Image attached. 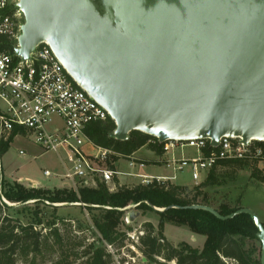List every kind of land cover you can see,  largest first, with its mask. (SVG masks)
<instances>
[{"label": "water", "instance_id": "obj_1", "mask_svg": "<svg viewBox=\"0 0 264 264\" xmlns=\"http://www.w3.org/2000/svg\"><path fill=\"white\" fill-rule=\"evenodd\" d=\"M17 7L25 23L16 55L27 60L47 42L107 110L112 139L138 131L161 143L264 141V0H19ZM189 208L222 221L251 216L264 264V225L253 210L222 216Z\"/></svg>", "mask_w": 264, "mask_h": 264}, {"label": "trees", "instance_id": "obj_2", "mask_svg": "<svg viewBox=\"0 0 264 264\" xmlns=\"http://www.w3.org/2000/svg\"><path fill=\"white\" fill-rule=\"evenodd\" d=\"M0 41L3 42L0 51L14 55L11 42L5 38H0ZM115 130L116 124L110 117L106 121L89 125L85 130V135L92 144L115 153L109 163L111 169H115L113 163L119 159L132 157L144 147H148L158 157L163 156V145L158 143L157 138L133 131L127 141H118L110 137ZM19 133L24 134L15 130L8 140H0V157L9 150ZM262 145L264 146V143ZM204 151L208 154L211 148ZM257 162L258 160L234 159L221 161L210 170L206 180L196 186V193L192 198L184 196L185 191L180 186L169 183L160 184L157 181L149 185L140 184L134 188L120 187L112 193L106 183L98 180L96 188L85 187L81 181V187L77 191L26 189L18 182L2 180L0 182V264H71L70 255H74L75 258L78 256L85 258V264H114L112 257L103 246V241L117 248L125 245L127 232L133 228L125 224V212L122 209L132 204H139L137 208L140 210H152V207L166 209L159 214L157 232L151 223H145L142 226L145 235L140 239L139 248L147 262H158L160 258L166 262H176V264H227V260L235 264H261L260 258L256 255L257 250L245 251L241 244V240L245 238L257 240L258 229L251 216L241 214L233 219L222 221L210 212L189 208L193 205L211 207L204 200L206 198L202 192L203 189L218 185L222 178L234 179L239 171ZM144 163L147 164V162ZM219 167L227 170L224 176L217 174ZM251 176L264 183V174L257 168L253 170ZM115 182L117 183V180ZM200 196L204 197V202L198 201ZM3 200L10 204L23 205L33 200L35 203L43 204L47 202L67 205L83 204L90 212H98L94 217V226L100 239L85 247L84 240L71 245L70 242H65V236L56 224H53L49 232L43 234V230L38 231L33 222L24 225L19 220H14L8 214L12 206L7 205ZM214 209L222 216H229L241 207L222 204ZM167 223L185 227L194 235L204 236L203 248L197 250L186 243L180 247L173 246L163 234ZM64 225L70 229L72 227L68 223ZM100 242L101 245H99ZM55 246L60 248L66 246L68 252L47 261V253L52 252Z\"/></svg>", "mask_w": 264, "mask_h": 264}, {"label": "built area", "instance_id": "obj_3", "mask_svg": "<svg viewBox=\"0 0 264 264\" xmlns=\"http://www.w3.org/2000/svg\"><path fill=\"white\" fill-rule=\"evenodd\" d=\"M24 23V14L17 4L0 0V38L9 40L14 47V55L0 51V140H8L18 130L33 136L34 143L42 151L62 155L66 161L63 179L69 182L70 189H75L76 180L81 182L87 178H100L107 185L116 187L115 179H120L121 175L141 179L142 185L155 181L160 184L171 183L175 182L176 173L187 166H191L193 180L200 181L203 174L210 172L221 161L264 162V141L250 140L249 144H245L240 137L224 136L217 147H213L209 139L158 141L163 145L162 157L165 158L166 166L173 171L170 177L127 174L104 167L115 153L92 144L85 130L93 123L106 121L110 117L109 113L70 77L47 42L39 43L27 60L16 55ZM87 147H91L95 153L88 154ZM186 148L196 149L199 155L186 158L181 153V158H178L176 153ZM210 148L211 151L205 154L204 150ZM127 159L131 167H145L142 162H136L133 156ZM44 175L51 177L48 171ZM138 206L136 204L122 209L127 211V226L132 227L136 222V219H131L137 215L132 213L131 207ZM144 235L143 227L133 228L127 232L123 247L117 248L105 241L103 246L114 264H137L138 258L145 264L146 259L139 248ZM128 249L136 255L129 254Z\"/></svg>", "mask_w": 264, "mask_h": 264}, {"label": "rangeland", "instance_id": "obj_4", "mask_svg": "<svg viewBox=\"0 0 264 264\" xmlns=\"http://www.w3.org/2000/svg\"><path fill=\"white\" fill-rule=\"evenodd\" d=\"M10 2L16 5L19 3V0H10ZM33 138L34 137L31 135L17 136L11 143L9 150L0 157V182H2V180L11 183L18 182L26 189L39 188L51 191L66 189L68 191H77L81 187L79 180H76L75 182V189H70L68 186L69 183H67L68 181L62 179L66 173L65 161L62 158V155L53 151H42L41 148L34 143ZM148 150L151 151L148 147L140 149L136 152L137 157L152 158V155ZM88 151L89 154L95 153L90 149ZM20 152L23 154H20ZM178 153H182L187 158L197 157L199 155L198 151L193 148H186ZM154 157H156L155 154ZM144 160L147 162L146 166L149 168L140 169L139 167H131L128 159H119V161L115 162L114 168L127 174L143 171L146 174L158 175L161 173L160 175H164L162 170L167 168L164 157L157 156V158L151 160ZM109 163L105 164L104 167H109ZM255 168L264 174V162L252 163L244 170L239 171L234 179L228 177L225 179L222 178L218 185L203 189L202 192L206 199H204L203 195L199 197L198 201L201 203L204 199L209 205H211V208H218L222 204H228L231 207L238 206L241 207V209L249 208L258 215L260 221L264 224V183L252 178L251 174ZM45 171L50 172L51 177H46L44 175ZM226 172V169L219 167L217 174L224 176ZM208 174L209 172H206L203 174L200 181H195L192 178L191 166H187L182 171L176 173L177 178L175 183L185 191L184 196L192 198L196 193V186L203 183ZM97 180L101 182L100 178H87L83 180V184L88 188H96ZM116 180V187L113 186V184L107 185L112 193L116 192L120 187L134 188L142 184L141 179H135L127 175H121L120 179H115V181ZM168 183L174 184L173 182L170 183V181H168ZM64 186L65 188H63ZM12 205L14 206L8 211V214L14 218V220H19L24 225L33 222L37 226L38 231L43 230V234L49 232L50 229H52L53 224H56L65 236V242H70L71 245L77 241L84 240L85 247L86 245L92 242H97L100 239V235L97 233L94 226V217L98 212H90L83 204L67 205L66 203L50 204L49 202L43 204L35 203L33 200L24 205ZM133 205L135 206V204L129 206ZM152 208V210H140L137 207H131L134 214H138L139 217L141 216L137 219L138 221L132 225V228L137 229L142 227L145 223H151L157 232L160 221L159 214L164 212L162 211L164 209ZM124 212L126 216L127 211ZM35 214L38 215L35 216ZM38 221L41 223L38 224ZM65 223L72 226L71 229L67 225H64ZM163 234L166 240L175 247H180L182 244L186 243L194 249L201 250L205 243L204 236L194 235L187 228L177 227L170 223L165 224ZM256 237L257 240L250 238L242 239L241 244L245 251L256 249V255L260 258L262 244L258 239V233L256 234ZM101 244L102 243L100 242L99 245ZM67 252L66 246L63 248L55 246L52 252L47 253L46 260L50 261L60 255L63 256V253L65 254ZM128 253L136 255L131 249H128ZM85 261V258L80 256L75 258L74 255H70L69 262L71 264H85ZM226 262L227 264H235L233 261L229 260ZM174 263L176 264V262ZM174 263H164L163 259L158 258V262L146 261L145 264ZM137 264H143V262L138 258Z\"/></svg>", "mask_w": 264, "mask_h": 264}, {"label": "crops", "instance_id": "obj_5", "mask_svg": "<svg viewBox=\"0 0 264 264\" xmlns=\"http://www.w3.org/2000/svg\"><path fill=\"white\" fill-rule=\"evenodd\" d=\"M28 135H29L28 133L24 132V134L21 133V134H19L18 136H28ZM16 137H17V136H16ZM16 137H15V138H16ZM88 148H89L91 151H93V149H92L91 147H87V152H89V151H88V150H89ZM93 152H94V151H93ZM148 152L152 155V158H150V157H147V158H139V157H137V153H136V154L133 155V159H135L136 162H139V163L142 162V163L145 165L144 168H149V167H147L146 164L144 163V162H145L144 159H146V160H147V159H148V160L150 159V160H151V159L157 158V156L154 157V153H153L152 151H149V150H148ZM88 154H89V153H88ZM178 154H179V153H176V156H177L178 158H181V154H179V155H178ZM185 157H186V156H185ZM62 158H63V156H62ZM186 158H187V157H186ZM63 159H64V158H63ZM64 161H65V160H64ZM65 165H66V161H65ZM166 167H167V166H166ZM140 169H143V168H140ZM162 171L164 172V175H160L161 173L158 174V175H153V174H149V173L146 174V173H144L143 171H138V172L141 173V174H145V175L160 176V177H170V176L173 175V171H172L171 169H169L168 167L165 168V170H162ZM62 179H63V177H62ZM63 180H65V179H63ZM67 183H69V182H67ZM67 183H66V184H67ZM173 183H174L175 185H177L175 182H173ZM171 184H172V183H171ZM174 184H173V185H174ZM68 186H69V185H68ZM177 186H178V185H177ZM63 188H65V186H64ZM36 189H39V188H36ZM61 189H62V188H61ZM137 215H138V214H137ZM137 215H136V216H137ZM140 217H141V216H140ZM140 217H139V215H138V217L136 218V221H138L137 219L140 218Z\"/></svg>", "mask_w": 264, "mask_h": 264}, {"label": "flooded vegetation", "instance_id": "obj_6", "mask_svg": "<svg viewBox=\"0 0 264 264\" xmlns=\"http://www.w3.org/2000/svg\"><path fill=\"white\" fill-rule=\"evenodd\" d=\"M97 1H99V0H97Z\"/></svg>", "mask_w": 264, "mask_h": 264}]
</instances>
